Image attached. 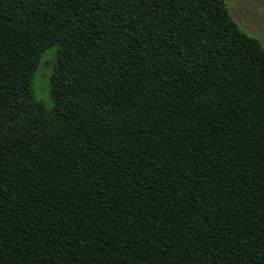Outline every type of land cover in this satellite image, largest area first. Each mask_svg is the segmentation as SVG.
Wrapping results in <instances>:
<instances>
[{"label":"trees","instance_id":"obj_1","mask_svg":"<svg viewBox=\"0 0 264 264\" xmlns=\"http://www.w3.org/2000/svg\"><path fill=\"white\" fill-rule=\"evenodd\" d=\"M0 264H264V48L225 0H0Z\"/></svg>","mask_w":264,"mask_h":264},{"label":"rangeland","instance_id":"obj_2","mask_svg":"<svg viewBox=\"0 0 264 264\" xmlns=\"http://www.w3.org/2000/svg\"><path fill=\"white\" fill-rule=\"evenodd\" d=\"M225 4L237 26L247 35L257 39L264 48V0H225ZM52 61L50 50L42 58L33 82L35 98L46 106L49 104L47 82Z\"/></svg>","mask_w":264,"mask_h":264}]
</instances>
